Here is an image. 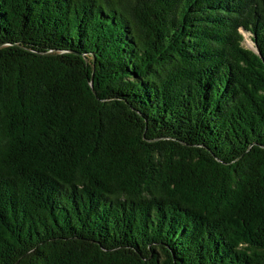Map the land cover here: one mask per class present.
I'll return each mask as SVG.
<instances>
[{"label":"trees","instance_id":"16d2710c","mask_svg":"<svg viewBox=\"0 0 264 264\" xmlns=\"http://www.w3.org/2000/svg\"><path fill=\"white\" fill-rule=\"evenodd\" d=\"M0 264H264V0H0Z\"/></svg>","mask_w":264,"mask_h":264},{"label":"rangeland","instance_id":"374dc122","mask_svg":"<svg viewBox=\"0 0 264 264\" xmlns=\"http://www.w3.org/2000/svg\"><path fill=\"white\" fill-rule=\"evenodd\" d=\"M245 40H244V45L248 48H253L254 47V43L250 38V35L248 33H245Z\"/></svg>","mask_w":264,"mask_h":264}]
</instances>
